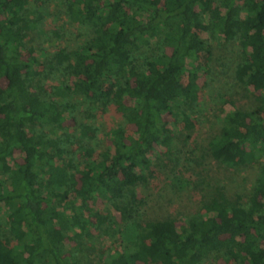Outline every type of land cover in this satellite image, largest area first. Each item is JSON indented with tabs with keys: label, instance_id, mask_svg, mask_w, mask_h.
Listing matches in <instances>:
<instances>
[{
	"label": "trees",
	"instance_id": "trees-1",
	"mask_svg": "<svg viewBox=\"0 0 264 264\" xmlns=\"http://www.w3.org/2000/svg\"><path fill=\"white\" fill-rule=\"evenodd\" d=\"M48 1L0 0V264H264V0H59V27L46 29ZM67 24L86 39L45 55L39 41L63 39ZM215 43L235 49L230 87L258 96L241 109L217 94L230 109L206 152L256 179L181 225L145 220L137 190L179 183L177 126L193 127L209 72L198 57L209 62ZM106 114L120 123L98 150L90 134ZM96 234L119 244L93 263Z\"/></svg>",
	"mask_w": 264,
	"mask_h": 264
},
{
	"label": "rangeland",
	"instance_id": "rangeland-1",
	"mask_svg": "<svg viewBox=\"0 0 264 264\" xmlns=\"http://www.w3.org/2000/svg\"><path fill=\"white\" fill-rule=\"evenodd\" d=\"M58 2L59 0H49L45 6L41 5V9L39 8L41 15H44L43 22L46 29L59 27L61 21L55 20L57 9L61 8ZM60 11L62 12V9ZM65 28L63 39L49 41V39L43 38L39 41V47L42 48L45 55L49 56L50 53L55 52L57 47H64L72 43L77 45L78 41L86 39L87 30L85 28L70 24H67ZM213 46L209 62H207L208 54L205 52L198 57L200 66L205 67L209 64V72L200 79L199 100L191 107L193 127L187 129L183 122L177 126L174 150L179 152V155L176 168L173 171L179 177V183H170L169 179L172 176L169 174L167 177L150 179L146 187H140L137 190L138 196L145 199V206L142 210V218L145 220L173 219L178 225H181L183 217L198 212L201 203L216 197L217 191L223 192L232 200L237 196L245 198L256 179L255 168L241 166L239 169H227L211 159L206 152L208 137L218 128V116L223 107L217 94L226 95V99L232 101L233 106L241 109L255 106L258 96L252 89L244 90L239 86L230 87V77L235 67V49L224 48L218 43ZM221 62L226 65L220 66ZM183 80L186 81L185 78ZM80 102L83 103L84 100L81 99ZM223 108L229 110L230 106ZM87 123L91 122L87 121ZM94 123L99 130L97 135L90 134V136L93 137L94 147L99 150L100 145L107 144L105 133L108 129L119 124L120 120L106 114L103 117H98ZM172 166L173 164H169L168 168ZM98 206L102 213L104 206L100 201ZM113 216L116 221H119L117 213H113ZM95 236L93 263L96 262L99 254L113 252L119 244L117 241L113 246L102 245L99 240L101 235L96 234ZM68 244L73 245L72 242ZM76 255L83 256L82 253H76Z\"/></svg>",
	"mask_w": 264,
	"mask_h": 264
}]
</instances>
